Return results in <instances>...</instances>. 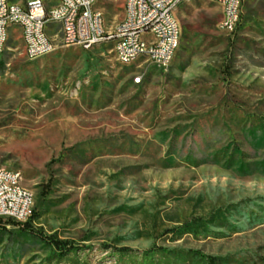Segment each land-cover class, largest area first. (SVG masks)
<instances>
[{"label": "rangeland", "instance_id": "374dc122", "mask_svg": "<svg viewBox=\"0 0 264 264\" xmlns=\"http://www.w3.org/2000/svg\"><path fill=\"white\" fill-rule=\"evenodd\" d=\"M124 2L98 0L108 30ZM176 17L168 66L122 65L111 42L63 47L58 26L31 61L13 32L0 167L34 205L0 219V264H264V0H243L231 33L207 0Z\"/></svg>", "mask_w": 264, "mask_h": 264}, {"label": "built area", "instance_id": "2783aa9c", "mask_svg": "<svg viewBox=\"0 0 264 264\" xmlns=\"http://www.w3.org/2000/svg\"><path fill=\"white\" fill-rule=\"evenodd\" d=\"M183 0H125L124 17L108 30L98 0H0V53L15 30H19L24 52L36 60L56 50L51 36L58 26L63 47L90 49L111 42L117 61L132 65L146 60L159 66L171 64L180 47L181 25L176 9ZM218 4L222 17L218 27L234 32L241 20L243 0H207ZM56 33V34H58ZM141 82V76L134 78ZM20 170L0 167V219L26 222L32 215L34 196L22 184Z\"/></svg>", "mask_w": 264, "mask_h": 264}]
</instances>
